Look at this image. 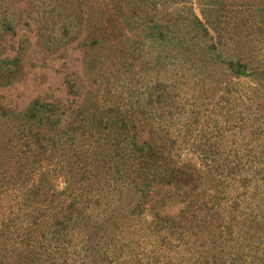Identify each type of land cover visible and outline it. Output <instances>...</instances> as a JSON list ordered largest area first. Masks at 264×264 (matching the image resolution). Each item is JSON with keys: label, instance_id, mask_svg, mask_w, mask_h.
<instances>
[{"label": "trees", "instance_id": "trees-1", "mask_svg": "<svg viewBox=\"0 0 264 264\" xmlns=\"http://www.w3.org/2000/svg\"><path fill=\"white\" fill-rule=\"evenodd\" d=\"M234 1L198 0L200 16L187 0H106L110 12L88 20L84 47L94 51L84 58L86 76L113 80L90 103L74 84L73 108L37 97L11 121L3 149L20 150V171L32 181L21 188L23 214H15L16 192L0 207L7 209L0 264L15 254L22 264L132 260L141 242L122 231L150 201L171 213L157 210L152 220L134 222L145 229L149 257L139 264H264V42L259 52L243 40L263 21L264 0H241L233 9ZM16 2L0 0L3 39L16 35ZM81 4L29 2L47 48L76 41ZM22 65L23 47L0 56V79L9 85ZM184 150L202 165L178 164ZM31 160L56 170L61 164L65 190L43 193L49 169L36 182ZM157 186L170 188L182 207L171 205L164 188L163 198L152 200ZM42 196L50 198L44 220Z\"/></svg>", "mask_w": 264, "mask_h": 264}, {"label": "rangeland", "instance_id": "rangeland-1", "mask_svg": "<svg viewBox=\"0 0 264 264\" xmlns=\"http://www.w3.org/2000/svg\"><path fill=\"white\" fill-rule=\"evenodd\" d=\"M72 1L74 3V6L78 1L82 2L81 7L79 8V12H81L82 16L79 18V23L80 21H82V18L83 21L80 28V34L77 35L76 41H65L62 42V44L56 43L55 45H52V49L47 48L42 40L44 38L41 39L40 37V28L37 25L36 17L34 15L35 13H33V8L29 5V2H32V0H17L15 5L18 8V14L16 15V19L14 21L16 35L10 37L6 34L5 39L0 37L1 57H4L6 54H9V56L11 57L16 56L18 49L23 47V65L19 73H17V76H12L9 85L8 83H5V79H0V207H2L3 205H7L12 194L16 192L19 196L16 200L17 205L15 207V214H23L25 212L24 209L26 208L27 201V199L25 198H27V196H24V194L21 193V188H25L24 186L30 187V183L32 180L28 177H24L20 171L21 167L19 164L21 163V161L19 159L22 157L20 150H18L17 154L15 152L13 153V151L10 153H6V151L3 149L2 144H4L3 141L6 138L7 132L12 130L11 121H13L17 115L22 113L34 98L39 97L44 100L51 99L54 102H57V100H59L60 102L62 101L64 104L66 103L67 110L68 107L73 108V106H75V102L77 101L75 100L76 96L72 93V86L74 84L76 85L77 89L78 86L80 88L82 94L81 99H83L84 95L87 94L85 102L90 103L93 97L94 99H96V97L102 95L103 90H105V93L109 82L113 80L108 79V77L102 79L101 76H99V78H97L96 80H91L88 76H86V72L84 69V58L86 56V53H93L94 51H86L84 47V40H86V36L88 35L89 30L88 20H94V16H99L100 13H102L103 17L106 9L108 10V12H110V4L107 5L105 3L106 0ZM204 1L206 3L216 5L217 3L215 2H224V0ZM240 2L241 0H235L233 3V9L240 8V5L238 4ZM197 3L198 0H187L185 4L188 8H192L193 4V9L200 15L201 9L199 8V4ZM61 7H63V5H61ZM261 13L262 11L260 12V14ZM262 20L263 21H260L255 25V28L247 29L245 35L243 36V40H246L250 44V48H255L256 51H258L259 49V52L261 51V43L264 42V30L260 29L261 26L264 27V18ZM121 23L123 25L124 21L122 20ZM249 26L251 25L247 24V26L245 27L249 28ZM258 39L260 41L259 44L257 43ZM104 48H106L105 45ZM263 54L264 52L262 51L261 55L263 56ZM105 56V60H107V53L105 54ZM125 78L129 80L127 77ZM231 79H234V81L241 80L242 82L248 81V79L245 78L239 79V77L237 76H233L231 77ZM70 80L71 83L68 87V81ZM70 114L71 112L69 113V116H67L66 114L63 115L65 120L67 118V123L69 120L73 121L72 116L70 118ZM75 119L76 116H74V120ZM175 160L178 164L184 165L186 167H200L202 165L200 158L189 153L188 150H184L181 155L176 156ZM45 163L41 166H35L33 165L35 163L32 164V160L28 162L30 168L34 169V171L32 172H36L33 177L36 182L40 180L41 172L49 169L47 176L49 183H40L41 190L43 187L42 192L46 193L47 189L51 190V192L54 189L62 191L65 190L66 179L64 174H61L62 171L60 170L62 165H57L58 169L56 170L53 168V163L49 165H46ZM97 171L98 169L96 168L94 171L95 174H98ZM154 188H157V190L152 193V200L163 198V193L160 192V190L164 188V191H167V199L173 201L171 205L174 208L182 207L181 204L179 205L175 203L174 200L170 197V194L168 192V190H171L170 188H168V190L166 186H164L163 188H161L160 186ZM133 193L131 192V198H133ZM208 197L212 198L211 193H209ZM41 198L43 200L45 199V201L41 204L44 205V212L41 216V219L44 220V218L46 217V212L48 214L51 213L45 205V203L49 201L50 198L48 199L47 196H42ZM153 204V201L148 202L143 213L139 217L134 218V220H129V224L126 223V226L123 228L122 234L126 236V234L129 235L130 233H133V239L140 240L141 249L137 248L135 254H130L132 260L128 257H123V261L120 264H139L145 262L146 259L149 258L146 255V251H144L147 249V246L143 241L145 237V229L143 226L140 227L137 225H141L147 221L152 220L155 217L157 210H160L162 214L171 213L168 210L167 206L165 208L159 209V202H156L154 207ZM195 206H197L196 209H199L198 201H195ZM4 211L6 212L3 213ZM6 213L7 209L2 211L0 209V232L1 228L4 226L2 225V222L4 221V218H7ZM28 222L29 221H27V225ZM134 222L137 224L135 227ZM38 237L40 238V234ZM74 250L75 253L78 254L79 249L76 247L74 248ZM6 252L7 249L0 247V259L2 258L3 253ZM94 253L95 252L90 253V259H94L96 257ZM170 255L173 256L174 253L170 252ZM74 256L77 257L76 260L80 262V255L78 254ZM174 257L182 259V257H179L178 255H174ZM18 258L19 257L15 254V257L12 258L9 264H22L23 261L19 260ZM187 259L188 256L184 259V261L187 262ZM96 262L98 264H101L100 260H98L97 258Z\"/></svg>", "mask_w": 264, "mask_h": 264}]
</instances>
